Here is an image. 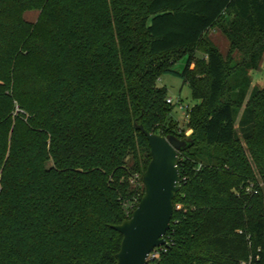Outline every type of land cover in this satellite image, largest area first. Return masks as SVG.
I'll use <instances>...</instances> for the list:
<instances>
[{"label":"trees","instance_id":"16d2710c","mask_svg":"<svg viewBox=\"0 0 264 264\" xmlns=\"http://www.w3.org/2000/svg\"><path fill=\"white\" fill-rule=\"evenodd\" d=\"M263 58L264 0H0V264H117L151 161L135 125L185 139L164 75L198 104L157 264H264Z\"/></svg>","mask_w":264,"mask_h":264},{"label":"water","instance_id":"95a60500","mask_svg":"<svg viewBox=\"0 0 264 264\" xmlns=\"http://www.w3.org/2000/svg\"><path fill=\"white\" fill-rule=\"evenodd\" d=\"M135 128L148 140L151 161L142 178L145 192L141 202L130 219L113 226L123 236L117 264H147L148 255L166 245L174 200L181 191L179 155L194 145L192 139L150 133L138 124Z\"/></svg>","mask_w":264,"mask_h":264},{"label":"rangeland","instance_id":"374dc122","mask_svg":"<svg viewBox=\"0 0 264 264\" xmlns=\"http://www.w3.org/2000/svg\"><path fill=\"white\" fill-rule=\"evenodd\" d=\"M41 12L39 10H29L24 13V18L35 23L40 17ZM209 36L214 43H216L222 54L227 57L229 54V48L227 44V38L222 34V32L217 28L209 32ZM181 53H177L176 57H179ZM198 58L201 57L197 54ZM237 60H240L241 55L238 53L234 54ZM171 58V56H170ZM186 58L179 59L175 65L174 69L178 72H182L186 66ZM250 77L252 81V88H264V58L258 70L251 71ZM159 85L166 88L168 98L174 101V111L172 112L170 127L173 132H175L180 137H185V139H192L193 132L188 127V121L186 120L185 114L187 110L192 109L198 101L194 100L191 96V89L187 84H184L182 78L174 75H164L160 81ZM183 106V109L181 108ZM245 145V144H244ZM52 165V162L48 163V166ZM140 181V178H139Z\"/></svg>","mask_w":264,"mask_h":264},{"label":"built area","instance_id":"2783aa9c","mask_svg":"<svg viewBox=\"0 0 264 264\" xmlns=\"http://www.w3.org/2000/svg\"><path fill=\"white\" fill-rule=\"evenodd\" d=\"M167 103L168 104H170V105H174L175 103H174V101L171 99V98H169L168 100H167ZM181 108L183 109V106H181ZM185 117H186V120L188 121V110H187V112H186V114H185ZM139 175H136L135 177H134V179L132 180V183L134 184H136V183H138V181H139ZM253 188H252V186L251 187H249V188H247V192L248 193H253ZM178 208H180V207H178ZM165 240H166V245H164V246H160V247H158V248H156V249H154L149 255H148V258H147V264H157L158 262H160L161 260H162V258H163V256H165L167 253H168V251H169V249H170V246H171V243L165 238ZM260 251L261 250H259L258 252L260 253ZM259 256L260 255H258V258H259ZM241 264H253L252 263V261H244V262H242Z\"/></svg>","mask_w":264,"mask_h":264},{"label":"crops","instance_id":"0c3cea01","mask_svg":"<svg viewBox=\"0 0 264 264\" xmlns=\"http://www.w3.org/2000/svg\"><path fill=\"white\" fill-rule=\"evenodd\" d=\"M226 40H227L228 48L230 49V43H229L228 39H226ZM215 45L219 48V46L216 43H215Z\"/></svg>","mask_w":264,"mask_h":264}]
</instances>
